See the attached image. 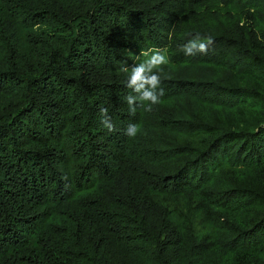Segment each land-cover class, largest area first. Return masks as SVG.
Returning a JSON list of instances; mask_svg holds the SVG:
<instances>
[{
  "label": "trees",
  "instance_id": "1",
  "mask_svg": "<svg viewBox=\"0 0 264 264\" xmlns=\"http://www.w3.org/2000/svg\"><path fill=\"white\" fill-rule=\"evenodd\" d=\"M0 264H264V0H0Z\"/></svg>",
  "mask_w": 264,
  "mask_h": 264
},
{
  "label": "clouds",
  "instance_id": "2",
  "mask_svg": "<svg viewBox=\"0 0 264 264\" xmlns=\"http://www.w3.org/2000/svg\"><path fill=\"white\" fill-rule=\"evenodd\" d=\"M213 43L214 41L210 36L201 37L197 34L183 46L182 51L186 56H194L197 53L207 54L208 48ZM140 55L145 57V59L134 64L131 68L124 63L120 69L128 73L127 87L135 93V95L129 94L124 97L131 114L136 113L137 106L141 107L145 112H151L153 106L161 102V98L165 95V92L161 86L160 73L170 63L166 52L158 48H150L146 51L142 50ZM101 117L102 126L108 132H114L116 128L111 117L108 115L107 109H101ZM139 131L140 128L137 124H129L125 130V134L134 138Z\"/></svg>",
  "mask_w": 264,
  "mask_h": 264
},
{
  "label": "rangeland",
  "instance_id": "3",
  "mask_svg": "<svg viewBox=\"0 0 264 264\" xmlns=\"http://www.w3.org/2000/svg\"><path fill=\"white\" fill-rule=\"evenodd\" d=\"M143 59H145V57H143V56H137V57L135 58L136 63H139V62L142 61Z\"/></svg>",
  "mask_w": 264,
  "mask_h": 264
}]
</instances>
